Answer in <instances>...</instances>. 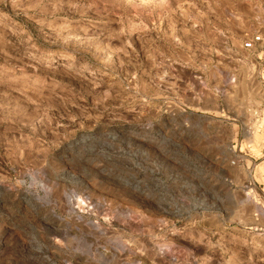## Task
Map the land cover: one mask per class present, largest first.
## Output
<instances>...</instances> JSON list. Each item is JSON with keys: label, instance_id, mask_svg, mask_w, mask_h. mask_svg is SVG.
<instances>
[{"label": "rangeland", "instance_id": "1", "mask_svg": "<svg viewBox=\"0 0 264 264\" xmlns=\"http://www.w3.org/2000/svg\"><path fill=\"white\" fill-rule=\"evenodd\" d=\"M255 33L264 0H0V264H264Z\"/></svg>", "mask_w": 264, "mask_h": 264}, {"label": "built area", "instance_id": "2", "mask_svg": "<svg viewBox=\"0 0 264 264\" xmlns=\"http://www.w3.org/2000/svg\"><path fill=\"white\" fill-rule=\"evenodd\" d=\"M244 49L251 54L257 53L258 55L262 54L264 56V38L262 33H255L247 38L244 43ZM261 103V107H263L264 110V90ZM262 120L264 121V115Z\"/></svg>", "mask_w": 264, "mask_h": 264}, {"label": "bare ground", "instance_id": "3", "mask_svg": "<svg viewBox=\"0 0 264 264\" xmlns=\"http://www.w3.org/2000/svg\"><path fill=\"white\" fill-rule=\"evenodd\" d=\"M242 83V82H241ZM242 85V86H241ZM240 85V87H243V83ZM74 210V209H73ZM78 217V216H77ZM78 219H79V217H78Z\"/></svg>", "mask_w": 264, "mask_h": 264}]
</instances>
